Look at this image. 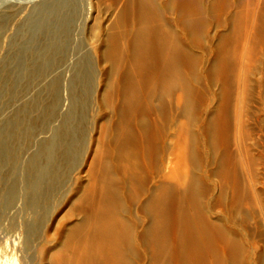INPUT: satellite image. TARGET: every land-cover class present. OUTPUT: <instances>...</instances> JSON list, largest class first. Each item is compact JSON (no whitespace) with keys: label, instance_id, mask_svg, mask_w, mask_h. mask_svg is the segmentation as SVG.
<instances>
[{"label":"bare ground","instance_id":"6f19581e","mask_svg":"<svg viewBox=\"0 0 264 264\" xmlns=\"http://www.w3.org/2000/svg\"><path fill=\"white\" fill-rule=\"evenodd\" d=\"M1 1L0 264H264V0L198 58L164 0ZM199 71L198 171L183 114ZM224 189L239 206H213Z\"/></svg>","mask_w":264,"mask_h":264},{"label":"rangeland","instance_id":"374dc122","mask_svg":"<svg viewBox=\"0 0 264 264\" xmlns=\"http://www.w3.org/2000/svg\"><path fill=\"white\" fill-rule=\"evenodd\" d=\"M21 1H29V0H21ZM39 0H32L31 3H36ZM112 1V0H108ZM249 0H203V3H200L198 5H203L205 10H201V6L195 7L194 4L192 6L193 11L187 14L185 9V4L181 0H164V3L166 4V10L165 13L162 14V17L164 20L169 21L171 24L175 23H181V25H185V27L189 28L191 31V40L192 43L196 46L197 51L195 52V57L198 58L201 51L204 48H208L209 40L206 36L209 31L213 30L214 28H217L220 25V22L224 20L225 17L231 14V10H239L244 7V5ZM4 6V3L0 0V9ZM198 9V10H196ZM235 10L232 12V16L235 14ZM235 11V12H234ZM81 30V31H80ZM77 33L75 46L79 45L81 38L84 36L85 27L81 25V29ZM83 42L81 41V44ZM80 44V45H81ZM213 78H221L220 69L216 67L215 70L212 72ZM208 73L206 71L200 73H196L194 75V86L192 88V92L189 96V101L184 109V116L183 120L186 122H191V132L189 134V145H190V158H189V165L192 167L198 169L202 166L203 160H204V148H203V141L202 137L198 134L197 131V120L200 117L203 107H204V100H205V93L206 91V84L208 82L209 77H207ZM253 78H264L262 76V73L258 69L255 70V75ZM263 80V79H262ZM264 82V80H263ZM257 81L255 79V89L251 90V94L248 95V100H252L255 98L256 91L258 90ZM264 90V89H263ZM174 94V90L170 91L168 94L164 95V126L166 129V132L169 133L170 127L173 122V110L171 107V98ZM264 123V119L262 122H257L258 126L256 127L254 124L250 125V129L254 132L259 131V126H262ZM261 133V132H258ZM258 133L254 134L257 135ZM215 136V139L213 138ZM218 143L220 142V135L215 131V133L212 136V143ZM154 158V157H153ZM152 156H149V159L147 160V163H153ZM220 169L222 167H219ZM145 174L147 177L151 174L152 169H149V167L145 166ZM199 171V169H198ZM222 173V172H221ZM223 174V173H222ZM264 176V173L262 174ZM222 176V175H221ZM224 177V176H223ZM207 182V181H206ZM204 183V181H202ZM205 184V183H204ZM262 192L264 193V184H261ZM227 189V188H226ZM224 189L222 192H215L212 196V203L215 208H218L222 206L223 204H227L229 206H239L238 204V198L236 197L237 194L233 193L230 189L226 190ZM244 210H248V207L245 206ZM29 213L25 212L23 214V218H27ZM244 215H240V218H244ZM131 260L134 264H138L140 262V254L138 252H135Z\"/></svg>","mask_w":264,"mask_h":264}]
</instances>
